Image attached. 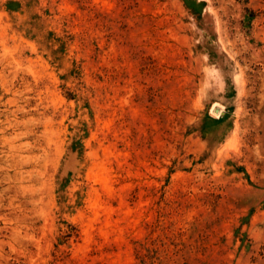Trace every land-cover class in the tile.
I'll return each instance as SVG.
<instances>
[{
	"label": "rangeland",
	"instance_id": "rangeland-1",
	"mask_svg": "<svg viewBox=\"0 0 264 264\" xmlns=\"http://www.w3.org/2000/svg\"><path fill=\"white\" fill-rule=\"evenodd\" d=\"M0 264H264V0H0Z\"/></svg>",
	"mask_w": 264,
	"mask_h": 264
}]
</instances>
